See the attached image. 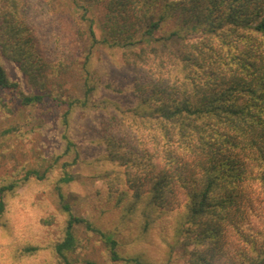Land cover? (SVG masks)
I'll return each instance as SVG.
<instances>
[{
  "label": "trees",
  "instance_id": "16d2710c",
  "mask_svg": "<svg viewBox=\"0 0 264 264\" xmlns=\"http://www.w3.org/2000/svg\"><path fill=\"white\" fill-rule=\"evenodd\" d=\"M52 1L0 0V92L25 83L32 92L23 105L65 106L55 161L74 156L65 169L80 162L96 178L122 181L111 176L109 158L70 135L73 112H92L94 143L124 167L135 196L148 193L151 212L185 208L173 231L186 246L185 264H264V0H73L80 20L55 13ZM92 9L102 12L100 36ZM110 60L130 69L129 82L111 78ZM70 78L83 84L82 98L64 89ZM59 198L67 225L55 251L63 264H73L67 253L78 225L103 237L112 260L149 264L122 257L113 233L75 215L62 191Z\"/></svg>",
  "mask_w": 264,
  "mask_h": 264
},
{
  "label": "rangeland",
  "instance_id": "374dc122",
  "mask_svg": "<svg viewBox=\"0 0 264 264\" xmlns=\"http://www.w3.org/2000/svg\"><path fill=\"white\" fill-rule=\"evenodd\" d=\"M51 7L55 13L70 14L79 20L84 13L73 0H53ZM87 13L89 18L96 19L94 27L100 36L98 23L101 9H92ZM89 44L90 40L85 39L80 52L87 51ZM161 48L176 49L164 42ZM109 65L111 78L121 83L129 82L132 77L130 69L118 68L112 60ZM12 66L10 63L7 65L11 76L22 82V75L19 72L17 75ZM64 89L79 98L85 92L83 84L73 78L65 81ZM31 92L32 88L25 83L17 89L0 92V188L17 183L14 190L0 195L5 202V211L0 216V264H63L55 251V246L64 239L67 225L60 191L75 215L87 218L104 232L114 234L122 257L138 258L149 264H185L186 246L181 245L175 232L173 234L183 222L185 208L155 209L151 212L148 193L137 198L124 178V167L112 160L105 147H97L94 143L99 136L96 116L83 109L73 112L70 135L80 138L89 148L90 155L109 158L110 161L105 163L112 168L111 176L116 175L122 181L96 178L91 174L95 170L80 162L65 169L63 163H71L74 156L55 161L63 145L60 117L65 106L56 107L53 101L39 106L23 105V94ZM105 96L121 97L125 103L133 100L131 95L117 96L107 92ZM32 171H37L42 178L31 174ZM65 172L74 180L61 182ZM74 235L76 247L67 253L73 264H87L89 260L98 264H133L112 260L103 237L84 225H78ZM28 247L35 250L28 252Z\"/></svg>",
  "mask_w": 264,
  "mask_h": 264
}]
</instances>
